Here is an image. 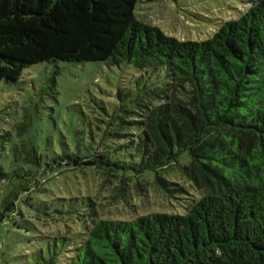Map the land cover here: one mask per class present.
Masks as SVG:
<instances>
[{
    "label": "trees",
    "instance_id": "1",
    "mask_svg": "<svg viewBox=\"0 0 264 264\" xmlns=\"http://www.w3.org/2000/svg\"><path fill=\"white\" fill-rule=\"evenodd\" d=\"M240 1L245 12L208 39L181 41L139 21L138 0H0V83L60 62L131 65L150 82L119 94L130 104L98 125L85 156L65 149L46 161L26 115L0 129V223L24 197L49 216L51 203L32 197L45 195L39 177L90 168L121 186L153 178L171 201H188L181 214L122 221L82 197L67 212L80 228L62 264H264V0Z\"/></svg>",
    "mask_w": 264,
    "mask_h": 264
},
{
    "label": "rangeland",
    "instance_id": "2",
    "mask_svg": "<svg viewBox=\"0 0 264 264\" xmlns=\"http://www.w3.org/2000/svg\"><path fill=\"white\" fill-rule=\"evenodd\" d=\"M247 7L240 0H138L139 21L158 27L167 36L181 41H203L220 24L236 19ZM145 79H142V77ZM149 82L146 73L131 65L110 66L103 62L37 64L25 69L17 83H0V129L11 125H33L27 138L45 160L64 150L89 154L98 125H108L122 115L119 94H134ZM96 136V135H95ZM86 148V149H85ZM80 149V151H78ZM8 163L11 159L5 160ZM57 170L40 176L42 194H32L36 202H50L49 216L32 210L24 197L12 220L0 223V264H46L56 254L62 264L64 248L73 224L69 209L84 207L82 197H91L103 219L131 221L154 212L181 214L188 200H170L153 178H140L121 186L120 181L88 169ZM64 172V173H63ZM174 180L188 188L179 171ZM191 194L183 197L189 199ZM79 200L77 203L75 200ZM74 202V203H73ZM64 211L65 214L60 212ZM21 212V214H19Z\"/></svg>",
    "mask_w": 264,
    "mask_h": 264
}]
</instances>
